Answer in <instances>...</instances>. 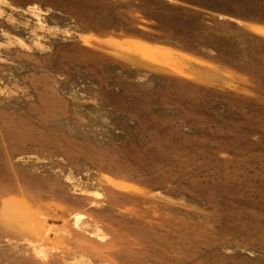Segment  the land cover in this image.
Returning a JSON list of instances; mask_svg holds the SVG:
<instances>
[{"label": "rangeland", "instance_id": "rangeland-1", "mask_svg": "<svg viewBox=\"0 0 264 264\" xmlns=\"http://www.w3.org/2000/svg\"><path fill=\"white\" fill-rule=\"evenodd\" d=\"M0 264H264V0H0Z\"/></svg>", "mask_w": 264, "mask_h": 264}]
</instances>
